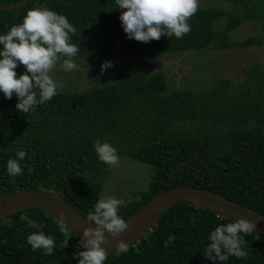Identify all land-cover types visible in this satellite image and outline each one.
<instances>
[{
  "label": "trees",
  "instance_id": "1",
  "mask_svg": "<svg viewBox=\"0 0 264 264\" xmlns=\"http://www.w3.org/2000/svg\"><path fill=\"white\" fill-rule=\"evenodd\" d=\"M12 1L16 0L0 3ZM228 1L234 3L233 10L197 8L183 38L161 36L147 43L125 37L118 20L121 10L112 9L115 0H29L1 9L0 33L19 23L28 8L43 5L65 15L76 29L70 35V42L79 47L75 62L94 64L109 56L145 58L122 62L114 79H98L73 90L59 88L50 101L29 113L17 112L15 96L0 95V196L51 190L86 217L111 168L92 150V142L100 139L114 146L118 155L147 163L152 170L139 198L125 199L126 207L119 209L124 220L155 193L186 185L211 189L264 215V67L253 63L236 84L220 77L203 90L169 88L163 67L150 70L154 60L149 58L162 54L264 45V0ZM220 17L227 22L218 31L214 20ZM245 21L257 22L259 29L246 38L231 39L230 29ZM17 148L26 156L20 162L22 173L12 178L5 162ZM21 215L43 223V231L53 235L57 246L70 236L67 246L55 247L47 256L31 250L25 236L32 229L25 227ZM229 222L180 200L161 213L127 253H107L104 264H212L202 254L207 235L216 225ZM169 234L175 238L164 247ZM78 239L68 227L29 206L0 220V264H76L73 253L82 250ZM245 241L247 255L229 256L222 264H264V237L251 232Z\"/></svg>",
  "mask_w": 264,
  "mask_h": 264
},
{
  "label": "clouds",
  "instance_id": "2",
  "mask_svg": "<svg viewBox=\"0 0 264 264\" xmlns=\"http://www.w3.org/2000/svg\"><path fill=\"white\" fill-rule=\"evenodd\" d=\"M115 5L112 9L121 10L118 20L125 37L147 43L160 39L161 35L181 39L189 33L187 20L196 13L198 0H115ZM75 32L65 15L41 5L25 9L19 23L0 33V95L4 99L15 96L17 112L29 113L37 105L50 101L61 87L55 73H69L79 68L74 61L79 47L70 42V35ZM18 64L24 68L19 75L15 72ZM110 67V61H103L99 71L103 73ZM92 150L105 165L113 166L119 161L116 148L107 141L95 139ZM25 156V150L17 148L14 156L6 160L5 171L9 177L22 173L20 162ZM9 183L14 180L10 179ZM126 203L125 199L110 194H103L95 201L85 217L92 227L81 230L77 244L82 250L73 253L76 264H104L107 251L100 245L105 234L116 235L127 228L126 221L118 214ZM20 220L32 229L25 236L31 250L39 249L47 256L53 254L55 247L67 246L70 236L65 235L57 246L53 235L43 231V223L26 215H21ZM254 227L244 218L216 225L207 235L203 256L212 264H222L229 256L243 259L247 255L245 236ZM174 238L169 234L163 241L164 247L172 244ZM127 251V244L117 241L114 253L120 255Z\"/></svg>",
  "mask_w": 264,
  "mask_h": 264
},
{
  "label": "rangeland",
  "instance_id": "3",
  "mask_svg": "<svg viewBox=\"0 0 264 264\" xmlns=\"http://www.w3.org/2000/svg\"><path fill=\"white\" fill-rule=\"evenodd\" d=\"M224 8L233 10L234 3L228 0H198L197 8ZM237 8V7H236ZM226 18L214 20V28L221 31L225 28ZM255 21H245L230 29L231 39H243L255 33L259 27ZM164 36V35H161ZM155 56L159 61H153L151 71L163 67L169 88H186L203 90L209 88L220 77H229L232 85L243 79L249 66L259 63L264 67V45L240 46L232 49H190L176 52L167 57ZM112 56L105 60L112 59ZM83 67L92 68L91 61H82ZM80 65L78 62H76ZM92 64V65H91ZM122 62L112 63V67L103 73L74 70L69 73L59 71L55 77L59 80L60 88L73 90L92 85L98 79L107 81L114 79L122 70ZM96 70V69H95ZM23 71L15 69L17 75ZM119 161L111 166L107 179L102 184L100 196L114 195L123 199L139 198L141 191L148 187L152 176L149 164L137 161L125 155H118Z\"/></svg>",
  "mask_w": 264,
  "mask_h": 264
},
{
  "label": "water",
  "instance_id": "4",
  "mask_svg": "<svg viewBox=\"0 0 264 264\" xmlns=\"http://www.w3.org/2000/svg\"><path fill=\"white\" fill-rule=\"evenodd\" d=\"M29 0H16L8 3H0L1 9H9L25 4ZM145 58V56L133 55L129 57L116 56L110 61L112 63L132 61L136 58ZM159 61L157 58H149ZM106 61V60H105ZM101 62H95L92 68L86 69L82 65L76 70L94 72L100 66ZM24 70L23 65L17 66ZM180 200H186L190 204L203 209H208L217 216L235 220L244 218L252 222L255 227L253 232L264 237V215L256 210L240 204L236 201L226 198L211 189L198 186H174L155 193L139 209L128 216L125 221L127 228L116 234H105L104 243L100 246L107 253L114 252L117 241L127 244V247L133 245L142 236H144L157 217L166 211L171 205ZM33 206L41 209L44 213L51 216L59 224L68 227L78 237L81 230L85 227H92L90 222L86 221L85 216L79 213L66 198L55 191L46 189L17 190L0 196V220L18 212L26 207ZM62 214V216H61Z\"/></svg>",
  "mask_w": 264,
  "mask_h": 264
},
{
  "label": "flooded vegetation",
  "instance_id": "5",
  "mask_svg": "<svg viewBox=\"0 0 264 264\" xmlns=\"http://www.w3.org/2000/svg\"><path fill=\"white\" fill-rule=\"evenodd\" d=\"M82 63H83L82 61L79 62L80 65H84V64H82Z\"/></svg>",
  "mask_w": 264,
  "mask_h": 264
}]
</instances>
